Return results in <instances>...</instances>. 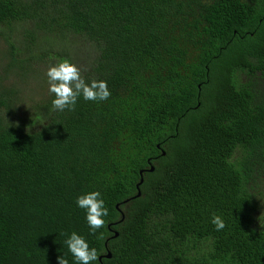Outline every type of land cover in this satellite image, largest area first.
Instances as JSON below:
<instances>
[{
	"label": "trees",
	"instance_id": "16d2710c",
	"mask_svg": "<svg viewBox=\"0 0 264 264\" xmlns=\"http://www.w3.org/2000/svg\"><path fill=\"white\" fill-rule=\"evenodd\" d=\"M0 40L48 85L24 107L0 74V264H76L73 231L92 264H264V0H0ZM64 59L110 97L54 110Z\"/></svg>",
	"mask_w": 264,
	"mask_h": 264
},
{
	"label": "clouds",
	"instance_id": "9594fccd",
	"mask_svg": "<svg viewBox=\"0 0 264 264\" xmlns=\"http://www.w3.org/2000/svg\"><path fill=\"white\" fill-rule=\"evenodd\" d=\"M46 75L49 92L54 95L52 106L56 111L74 110L80 97L86 101L97 102L107 100L111 95L106 81L93 79L90 83L86 82L81 69L67 59L50 66ZM76 203L86 210V220L93 234L105 226L104 217L108 215V209L99 191L80 195ZM212 223L217 231L225 227V222L218 215H213ZM100 238H103V233ZM65 244L76 264H92L98 259L97 250L90 248L85 238L75 231L68 236ZM57 260L58 264H69L63 256H58Z\"/></svg>",
	"mask_w": 264,
	"mask_h": 264
},
{
	"label": "rangeland",
	"instance_id": "374dc122",
	"mask_svg": "<svg viewBox=\"0 0 264 264\" xmlns=\"http://www.w3.org/2000/svg\"><path fill=\"white\" fill-rule=\"evenodd\" d=\"M5 46L6 43L0 40V74L3 75V77H8L9 80L6 82L8 85L11 86V84L15 82V88L20 96L19 100L21 103H25V107L28 103L46 95L45 90L48 85L43 79L44 74L38 71H32L27 77H21L15 73V70L5 68V66L2 65V59L6 52L4 51Z\"/></svg>",
	"mask_w": 264,
	"mask_h": 264
},
{
	"label": "water",
	"instance_id": "95a60500",
	"mask_svg": "<svg viewBox=\"0 0 264 264\" xmlns=\"http://www.w3.org/2000/svg\"><path fill=\"white\" fill-rule=\"evenodd\" d=\"M152 170H153V166H150L149 171H152ZM139 173L142 174V170H140ZM142 180H143V179H142V176H141L140 179H139V181H138L137 184H136L137 189H138V187H139V184L142 182ZM139 194H140V190L138 189V190H137V195H139ZM115 207L119 210V208H118V204H116ZM121 214H122V213H121ZM122 215H123V214H122ZM117 235H118V233L115 231L113 237H115V236H117ZM105 245H106V243H105ZM105 257H106V258H110V257H111V253H110V251H107ZM98 259L101 260V256H99Z\"/></svg>",
	"mask_w": 264,
	"mask_h": 264
}]
</instances>
